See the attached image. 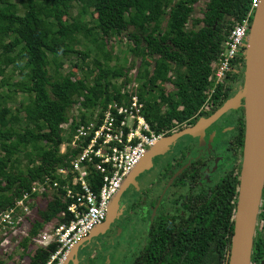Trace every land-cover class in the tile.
<instances>
[{"label":"trees","instance_id":"obj_1","mask_svg":"<svg viewBox=\"0 0 264 264\" xmlns=\"http://www.w3.org/2000/svg\"><path fill=\"white\" fill-rule=\"evenodd\" d=\"M200 1L0 0V83L5 85V74L11 69L21 80L7 83L9 92L28 97L17 113L0 104V214L57 167L69 164L60 148L70 135L61 125L70 121L74 106L82 110L72 129L92 121L108 104L127 99L130 91L123 92V85L138 81L151 128L171 133L210 117L238 93L242 86L238 89L237 82L243 81L245 67L241 52L212 94L211 80L231 29L248 16L252 22V0H207L199 11L202 17L196 13ZM75 4L80 10L73 16ZM126 32L132 43L129 50L141 63L133 78L131 68L108 66L112 57L105 49L108 40ZM81 36L92 50L77 47ZM94 50L96 58L88 67L91 74L97 71L93 78L76 79L75 73L62 71L61 58L78 55L84 63ZM118 76L125 77L121 86L112 82ZM29 147L31 153L25 151ZM21 154L28 160L23 167L17 158ZM237 168V174L231 172L215 189L200 191L199 204L187 206L185 217H157L145 233V242L136 247V264H226L241 164ZM91 177L99 182V176ZM39 218L22 240L24 249L46 224L69 220L66 203L54 195L39 211ZM56 248V243L38 248L30 264H46ZM254 250L255 243L252 262Z\"/></svg>","mask_w":264,"mask_h":264},{"label":"built area","instance_id":"obj_2","mask_svg":"<svg viewBox=\"0 0 264 264\" xmlns=\"http://www.w3.org/2000/svg\"><path fill=\"white\" fill-rule=\"evenodd\" d=\"M259 3L260 0H252L250 16L253 17ZM250 26L248 16L231 29L224 51L214 65L216 83L223 81L232 60L244 50ZM129 90L127 99L108 104L92 121L70 132L69 141L61 147L62 154H70V164L55 171L56 179L49 176L36 183L13 207L0 214V235L6 239L18 229L30 216L33 204L39 205L43 198L50 201L54 195L61 197L69 220L46 227L37 242L42 246L57 244L46 264H65L72 249L105 221L123 182L147 150L162 138L145 117L138 85L133 84ZM63 128L70 131L67 126ZM91 175L99 176V182Z\"/></svg>","mask_w":264,"mask_h":264},{"label":"flooded vegetation","instance_id":"obj_3","mask_svg":"<svg viewBox=\"0 0 264 264\" xmlns=\"http://www.w3.org/2000/svg\"><path fill=\"white\" fill-rule=\"evenodd\" d=\"M241 82L243 85L244 75L243 81L237 82L238 89L242 86ZM243 104L244 101L237 109L221 116L204 133L198 136H182L159 152L152 158L148 167L124 190L112 225L119 221L128 229L125 235L127 246L119 247L118 244L117 247L118 234L114 229L108 232L109 228L102 233V235L109 233L106 248H101V242L99 245L90 243L85 248L86 254L82 256L79 249L86 242L79 247L69 264H100L98 257L104 256L105 262L109 255L110 257L120 256L121 261L130 255L132 260L134 259L131 264H136L139 253L136 247L141 242H145V233L151 227L146 226V223L154 222L157 217L168 216L176 220L185 217L188 212L187 206L199 204L196 202L200 191L202 194L204 189L210 192L220 182L225 181L231 172L237 174L238 165H242L245 143L246 121ZM205 107L208 109V106ZM202 118L194 124L183 125L171 133L160 132L162 134L160 140L195 126ZM129 188L130 192L126 194ZM254 238L255 250L252 264H264V189ZM105 249L108 251L114 249L113 251L116 250L117 253L114 255ZM105 254L108 255L105 256Z\"/></svg>","mask_w":264,"mask_h":264},{"label":"water","instance_id":"obj_4","mask_svg":"<svg viewBox=\"0 0 264 264\" xmlns=\"http://www.w3.org/2000/svg\"><path fill=\"white\" fill-rule=\"evenodd\" d=\"M245 42L244 83L238 93L210 117L202 118L195 126L160 140L151 148L111 201L106 220L72 249L65 264H69L79 247L102 235L114 222L124 190L148 167L153 157L182 136H198L204 133L209 126L237 108L242 101L246 121L245 143L234 214V232L226 264H252L257 216L264 189V0H260L255 9Z\"/></svg>","mask_w":264,"mask_h":264},{"label":"rangeland","instance_id":"obj_5","mask_svg":"<svg viewBox=\"0 0 264 264\" xmlns=\"http://www.w3.org/2000/svg\"><path fill=\"white\" fill-rule=\"evenodd\" d=\"M204 3H205V0H201L196 5L197 6L196 7L197 16L199 15L200 17H202V15L199 14V11L200 9L203 8ZM79 10H80V5L75 4V8L72 11V15L73 16L77 15ZM86 19L91 20L89 19V16H87ZM94 24L95 22L91 20L90 25H94ZM130 31H132V28L130 29ZM128 34L129 32H126L123 34L122 37H118V38L115 37L111 40H108L107 43H105L106 44L105 49L107 50V53L111 55L112 57V59L109 60L108 62V66L110 68L111 67L125 68V69L131 68L128 72H129L130 77H132L137 71V68L141 65V63H140V59L134 58L133 54L129 50L132 43H129L127 41ZM77 47L81 49L82 51H86L87 47L90 48L91 50L93 49V46L87 43V41L82 36L80 37V44ZM95 58H96V54L94 50L93 52L90 53V57L86 59L84 63H81L82 57H79L78 55H72L66 58H61L59 61H63L64 63V66L62 68V71L64 73L73 72L75 73L76 79L82 78L83 75L87 77L91 76L93 78V76L96 75L97 71L91 74L92 71H90L88 67L92 68L91 62L94 61ZM100 60L103 63H105V60H102L101 57H100ZM132 63H133V66L130 67L131 66L130 64ZM7 71L8 72H6L5 74L6 78L3 81L5 85H3V83H0V104L1 106H3V104L10 106L13 109V111L17 113L22 110V105L28 102V97L27 95L22 94V93H18L15 95L14 93L9 92V87H7L6 84L7 83L14 84L16 82H19L21 78L19 77L18 73L10 72L11 69H8ZM112 82L116 85H119L120 83L124 82V77L118 76L115 79H113ZM139 85H141V82H139ZM171 88L172 87L170 85H167L166 87L167 90H171ZM3 97L7 98L8 100L3 99ZM81 110L82 108H80L79 105L74 106L69 111L70 121H73V119H76V118L79 119ZM25 151L27 153H31L32 149L29 147ZM17 158L20 160L22 167L27 164L28 160L25 157V154H21L17 156ZM128 192H130V188L126 191V194H128ZM47 200L48 199H44V198L40 200L39 206H36L35 211L33 210L32 215L30 216L29 220L21 223V226H19L20 229H16L10 234L9 237H7L5 240L0 242V262H1L0 264H30L31 256L35 254L36 247L42 246L41 244L37 242L40 238L38 239V236L34 238L32 242L29 244L28 249H24L21 243L24 238L28 237L36 221L40 219L38 210L39 209L43 210L46 208ZM116 220L118 221V219ZM152 224L153 222L151 221V222L146 223V226L149 227ZM107 228L108 229L110 228L108 232L114 229V231L118 234L119 243L116 241L117 247H118V244H119V247L127 246V239L125 235H127L128 229L125 227L123 223L118 221V223L115 224L114 226L111 223ZM42 231L40 232V234L42 233ZM108 235L109 233L108 234L105 233L102 236H100L98 239L94 240L93 242L88 241L83 247L79 249L81 252V255L84 256L86 254L87 251L85 250V248L87 245L89 246L90 243L91 245H99V242H101V248L103 249L106 248L107 246L106 239ZM0 237H2V235H0ZM115 249H118V248H115ZM113 250L108 251L107 249H105V251H108L109 253H112L115 255L117 252L116 250L115 251ZM106 255L108 254H105V256ZM82 260L84 262V258ZM98 261L100 262V264H112V263L119 264L120 262H121L120 264H131L132 262H134V259L132 260V257L129 255L128 258H123L121 261L120 256L110 257L109 255L106 258L105 262H104V256H99Z\"/></svg>","mask_w":264,"mask_h":264},{"label":"clouds","instance_id":"obj_6","mask_svg":"<svg viewBox=\"0 0 264 264\" xmlns=\"http://www.w3.org/2000/svg\"><path fill=\"white\" fill-rule=\"evenodd\" d=\"M205 1H207V0H205ZM251 23H252V22H251ZM244 49H245V47H244ZM243 51H244V50H243ZM243 51L241 52L242 55H243ZM231 70H232V68L230 69V71H231ZM136 73H137V71L135 72V74H136ZM135 74H134L131 78H133V77L135 76ZM129 76H130V75H129ZM215 78H216V77L214 76V78L211 80V81H213V87L211 88V89H212L211 94L214 92L216 85L219 84V83H216ZM124 80H125V77H124ZM221 82H222V81H221ZM221 82H220V83H221ZM123 83H124V82L120 83L119 86H121ZM133 84H137V85H138V89L140 88V85H139V82H138V81H136V82L131 81V82L127 83L126 85H123V92L131 91V90H129V89H130V86H132ZM137 92H138V90H137ZM112 103H113V102H112ZM80 124H84V123H80ZM80 124H77L76 127L79 126ZM63 126H67V127L70 129V131H67L66 129H64ZM61 127H62V129H63V131H64V134H65L66 136H68V134L70 135V132H73V131L75 130V128H76V127H75V128L72 129V121H68L67 123L61 125ZM69 139H70V138H69ZM68 141H69V140L65 141V143L68 142ZM63 144H64V143H63ZM63 144H62V145H63ZM62 145H61V147H62ZM60 153H61V148H60ZM61 154H62V153H61ZM62 155H68L69 164H70V154L68 153V154H62ZM69 164H68V165H69ZM68 165H66V166H68ZM62 167H63V166H62ZM58 168H60V167H57V168L55 169V171H56ZM55 171H54V173H53L52 176H51L52 179H56V178H57L56 175H55ZM31 189H32V188H31ZM33 196H36V195H33ZM47 201H49V199H48ZM50 201H51V200H50ZM36 206H39V205L33 204V205L31 206L32 211H31L30 216L32 215L33 210L35 211ZM39 210H40V209H39ZM39 210H38V212H39ZM3 212H4V211H3ZM30 216L27 217V218L24 220V222H26L27 220H29ZM105 220H106V219H105ZM19 226H21V225H19ZM19 226L17 227L18 229H20ZM48 226H54V223H50V224L48 223V224H46L45 227H44V229H43V231H44L45 228L48 227ZM43 231H42V232H43ZM4 239H5L4 236L0 237V242H2ZM38 239H39V236H38ZM50 244H51V243H50ZM48 245H49V244H47V245H45V246H37V247H36V250H37L38 248H40V247H46V246H48Z\"/></svg>","mask_w":264,"mask_h":264}]
</instances>
